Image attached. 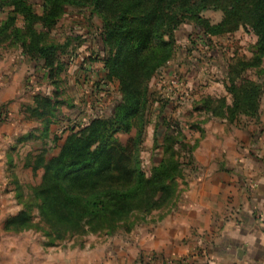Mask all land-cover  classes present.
I'll use <instances>...</instances> for the list:
<instances>
[{
	"label": "rangeland",
	"instance_id": "1",
	"mask_svg": "<svg viewBox=\"0 0 264 264\" xmlns=\"http://www.w3.org/2000/svg\"><path fill=\"white\" fill-rule=\"evenodd\" d=\"M31 2L37 12L42 11L39 0ZM9 10L0 8V23ZM203 15L212 23L222 17L214 10ZM18 25H22L21 17ZM49 37L65 46L57 84L45 77L39 61L23 55L18 44L6 41L0 45V153L4 158L0 160V264H178L176 254L166 263L161 251L149 248L155 237L152 233L160 231L166 220L187 219L195 232L202 227L199 233L208 234L211 225L206 223L225 219V182L228 176L236 178L231 170L248 171L252 158H264V94L259 121L243 117L230 122L205 111L202 104L212 100L213 105L221 106L222 99L231 104L229 63L235 57L253 58L257 37L243 27L230 34L206 36L192 22L176 31L174 58L149 84L150 101L143 125L129 134H118L127 143L141 132L142 167L149 170L163 157L168 130L165 120L179 123L193 152L191 160L183 152L175 202L148 214L131 232L88 233L55 243L45 235L36 207L32 208L33 228L20 233L5 229L6 220L23 209L17 193L28 198L40 183L43 169H33L37 156L45 153L48 159L56 155L69 127L109 116L121 94L119 82L105 77L101 21L90 9L68 8ZM242 76L264 88V64ZM38 93L56 94L53 99L59 102L49 136L60 137L56 143L42 135V121L27 113ZM202 254L200 248L189 254L188 263L201 259Z\"/></svg>",
	"mask_w": 264,
	"mask_h": 264
},
{
	"label": "trees",
	"instance_id": "2",
	"mask_svg": "<svg viewBox=\"0 0 264 264\" xmlns=\"http://www.w3.org/2000/svg\"><path fill=\"white\" fill-rule=\"evenodd\" d=\"M39 1L41 12L31 0H0V8L10 7L0 23V45L6 41L18 44L23 55L39 61L45 77L57 84L65 46L52 41L49 33L68 8H88L101 21L105 77L119 82L121 97L109 116L69 127L56 155L47 159L44 153L34 159L33 169H43L41 181L28 198L17 193L23 209L6 220L7 231L20 233L33 228L32 208L36 207L52 243L88 233L114 235L121 230L131 232L148 214L175 202L183 152L189 160L193 152L179 123L165 120L168 130L163 157L149 170L142 167L141 132L127 143L118 134H129L143 125L150 101L149 84L174 58L176 31L187 22L206 36L230 34L243 27L257 37L253 58L235 57L229 63L231 104L225 99L221 106L213 105L212 100L202 104L205 111L230 122L243 117L260 120L264 88L242 74L264 64V0ZM207 10L220 11V21L212 23L204 17ZM19 17L22 25H18ZM53 97L56 94H36L27 113L42 121V135L56 143L60 137L49 138L59 104Z\"/></svg>",
	"mask_w": 264,
	"mask_h": 264
},
{
	"label": "crops",
	"instance_id": "3",
	"mask_svg": "<svg viewBox=\"0 0 264 264\" xmlns=\"http://www.w3.org/2000/svg\"><path fill=\"white\" fill-rule=\"evenodd\" d=\"M249 162L248 171L231 167L236 178L228 176L225 182V219L206 223L211 225L208 234L199 233L202 227L195 232L187 219L166 220L160 231L152 233L149 248L161 251L166 263L176 254L178 264H264V158ZM199 248L201 259L188 263L189 254Z\"/></svg>",
	"mask_w": 264,
	"mask_h": 264
},
{
	"label": "water",
	"instance_id": "4",
	"mask_svg": "<svg viewBox=\"0 0 264 264\" xmlns=\"http://www.w3.org/2000/svg\"><path fill=\"white\" fill-rule=\"evenodd\" d=\"M242 252H243L242 250H239V252H238L239 256H240V254H241Z\"/></svg>",
	"mask_w": 264,
	"mask_h": 264
}]
</instances>
